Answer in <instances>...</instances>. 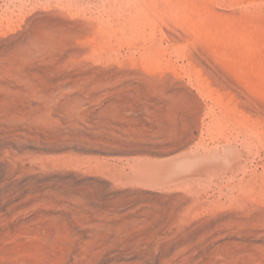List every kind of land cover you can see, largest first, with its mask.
<instances>
[{
	"label": "rangeland",
	"instance_id": "374dc122",
	"mask_svg": "<svg viewBox=\"0 0 264 264\" xmlns=\"http://www.w3.org/2000/svg\"><path fill=\"white\" fill-rule=\"evenodd\" d=\"M0 264H264V0H0Z\"/></svg>",
	"mask_w": 264,
	"mask_h": 264
}]
</instances>
